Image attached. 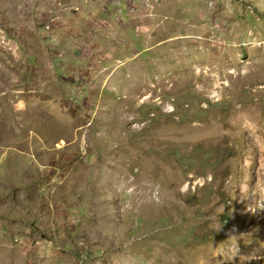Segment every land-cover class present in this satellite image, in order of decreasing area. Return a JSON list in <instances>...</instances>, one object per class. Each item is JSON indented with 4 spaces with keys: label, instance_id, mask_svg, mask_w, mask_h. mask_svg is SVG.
Masks as SVG:
<instances>
[{
    "label": "rangeland",
    "instance_id": "1",
    "mask_svg": "<svg viewBox=\"0 0 264 264\" xmlns=\"http://www.w3.org/2000/svg\"><path fill=\"white\" fill-rule=\"evenodd\" d=\"M0 264H264V0H0Z\"/></svg>",
    "mask_w": 264,
    "mask_h": 264
},
{
    "label": "bare ground",
    "instance_id": "2",
    "mask_svg": "<svg viewBox=\"0 0 264 264\" xmlns=\"http://www.w3.org/2000/svg\"><path fill=\"white\" fill-rule=\"evenodd\" d=\"M171 80H172L171 78H169V81H166V80L163 81V80L159 79L157 81V84H156L155 88H157L158 86H160L161 88H163L166 85H168V82H170ZM129 86H130V84H127L125 90L132 89V92H133V90H135L136 92H141L143 90L144 84L142 82H137L132 88L129 87Z\"/></svg>",
    "mask_w": 264,
    "mask_h": 264
}]
</instances>
